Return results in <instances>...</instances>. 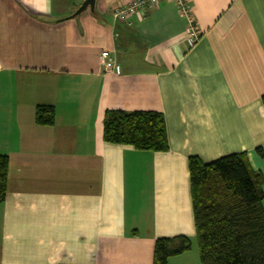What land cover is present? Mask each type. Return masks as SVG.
Returning a JSON list of instances; mask_svg holds the SVG:
<instances>
[{"label": "crops", "instance_id": "obj_1", "mask_svg": "<svg viewBox=\"0 0 264 264\" xmlns=\"http://www.w3.org/2000/svg\"><path fill=\"white\" fill-rule=\"evenodd\" d=\"M83 1L0 0V264H152L177 236L169 264H199L188 158L245 152L264 177V0H187L192 47L172 2L118 20L130 0ZM107 110L161 113L168 150L104 142Z\"/></svg>", "mask_w": 264, "mask_h": 264}, {"label": "trees", "instance_id": "obj_2", "mask_svg": "<svg viewBox=\"0 0 264 264\" xmlns=\"http://www.w3.org/2000/svg\"><path fill=\"white\" fill-rule=\"evenodd\" d=\"M264 109V95L261 97ZM34 121L50 126L54 109L39 105ZM102 139L137 151L166 152L163 115L154 111L107 110L103 115ZM263 158V149L255 148ZM8 158L0 155V204L7 191ZM190 197L199 264H264V177L252 169L245 152L229 154L204 163L187 160ZM191 248L185 236L158 238L152 264H169L170 257Z\"/></svg>", "mask_w": 264, "mask_h": 264}, {"label": "built area", "instance_id": "obj_3", "mask_svg": "<svg viewBox=\"0 0 264 264\" xmlns=\"http://www.w3.org/2000/svg\"><path fill=\"white\" fill-rule=\"evenodd\" d=\"M167 1L174 3L179 10V13L186 19V40L188 46L192 47L200 39V33L197 29L191 7L187 0H130L128 3L117 7L113 13V17L118 20H126L129 16L134 15L143 9L155 7L161 2ZM108 57L109 53L107 51H102L100 53L99 59L102 65L106 64L105 60ZM112 70L118 73L119 67L117 65H113Z\"/></svg>", "mask_w": 264, "mask_h": 264}, {"label": "water", "instance_id": "obj_4", "mask_svg": "<svg viewBox=\"0 0 264 264\" xmlns=\"http://www.w3.org/2000/svg\"><path fill=\"white\" fill-rule=\"evenodd\" d=\"M95 1L96 0H84L81 5L77 8V10L75 11L74 15H77L87 9H89L90 11H93L94 9V5H95Z\"/></svg>", "mask_w": 264, "mask_h": 264}, {"label": "rangeland", "instance_id": "obj_5", "mask_svg": "<svg viewBox=\"0 0 264 264\" xmlns=\"http://www.w3.org/2000/svg\"><path fill=\"white\" fill-rule=\"evenodd\" d=\"M194 244L196 245V243L194 242ZM196 250L194 249V252H195ZM169 260V259H168ZM169 262V261H168Z\"/></svg>", "mask_w": 264, "mask_h": 264}]
</instances>
